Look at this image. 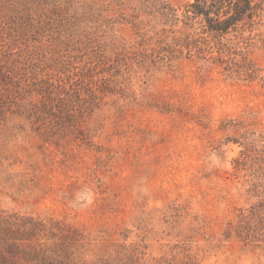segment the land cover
<instances>
[{
    "label": "rangeland",
    "instance_id": "374dc122",
    "mask_svg": "<svg viewBox=\"0 0 264 264\" xmlns=\"http://www.w3.org/2000/svg\"><path fill=\"white\" fill-rule=\"evenodd\" d=\"M152 1L0 0V264H264V13L218 62Z\"/></svg>",
    "mask_w": 264,
    "mask_h": 264
},
{
    "label": "trees",
    "instance_id": "16d2710c",
    "mask_svg": "<svg viewBox=\"0 0 264 264\" xmlns=\"http://www.w3.org/2000/svg\"><path fill=\"white\" fill-rule=\"evenodd\" d=\"M150 8L163 25L174 27L181 22L183 26L181 30L172 31L178 48H173L171 53L181 55L186 49L188 56L195 51L204 59L215 53L213 59L223 62L222 55L228 58L242 55L236 48L240 44L248 47L249 36L245 34L250 35L261 21L264 0H193L183 7L180 15L168 0H153Z\"/></svg>",
    "mask_w": 264,
    "mask_h": 264
}]
</instances>
